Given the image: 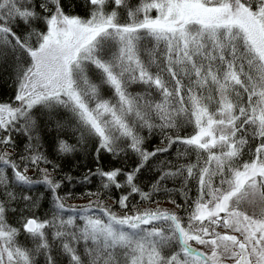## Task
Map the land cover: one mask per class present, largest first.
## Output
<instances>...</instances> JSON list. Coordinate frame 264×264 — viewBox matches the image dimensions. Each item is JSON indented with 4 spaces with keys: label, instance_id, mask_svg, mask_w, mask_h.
Listing matches in <instances>:
<instances>
[{
    "label": "snow or ice",
    "instance_id": "6c2138e0",
    "mask_svg": "<svg viewBox=\"0 0 264 264\" xmlns=\"http://www.w3.org/2000/svg\"><path fill=\"white\" fill-rule=\"evenodd\" d=\"M0 81V264H264V0H0Z\"/></svg>",
    "mask_w": 264,
    "mask_h": 264
},
{
    "label": "trees",
    "instance_id": "16d2710c",
    "mask_svg": "<svg viewBox=\"0 0 264 264\" xmlns=\"http://www.w3.org/2000/svg\"><path fill=\"white\" fill-rule=\"evenodd\" d=\"M5 94H10V88L8 87V85H6L5 83H3L2 81H0V97L4 96ZM73 203H79V202H83L86 203V200H76V201H71ZM168 205V204H166ZM170 206V205H168Z\"/></svg>",
    "mask_w": 264,
    "mask_h": 264
},
{
    "label": "rangeland",
    "instance_id": "374dc122",
    "mask_svg": "<svg viewBox=\"0 0 264 264\" xmlns=\"http://www.w3.org/2000/svg\"><path fill=\"white\" fill-rule=\"evenodd\" d=\"M79 203H83V202H79ZM164 206H165V207H168V205H166V204H165ZM228 264H231V262H228Z\"/></svg>",
    "mask_w": 264,
    "mask_h": 264
}]
</instances>
